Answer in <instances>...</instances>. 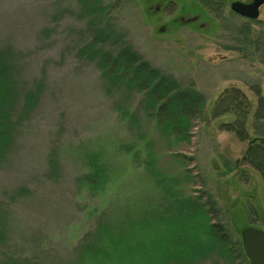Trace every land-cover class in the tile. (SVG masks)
Returning <instances> with one entry per match:
<instances>
[{
	"label": "rangeland",
	"instance_id": "1",
	"mask_svg": "<svg viewBox=\"0 0 264 264\" xmlns=\"http://www.w3.org/2000/svg\"><path fill=\"white\" fill-rule=\"evenodd\" d=\"M198 1L0 0V47L16 52L25 79L45 82L0 164V264H72L76 247L110 205L130 206L134 215L143 204L157 209L161 196L140 174L143 154L134 160L124 150L141 140L140 130L153 137L156 164L167 176L163 220L155 226L161 232L150 237L157 231L150 229L145 244L163 243L167 264H224L211 252L207 218L176 202L202 197L209 223L224 225L233 244L250 222L248 205L264 198L260 174L242 159L248 140L227 129L247 119L249 138L264 134V119L254 114L255 94L264 97V6L249 21L230 12L232 0ZM198 3L209 28L163 32L169 18ZM93 41L114 54L129 46L162 75L201 93L204 108L184 141L162 139L143 121L145 92L110 87L92 55ZM231 85L249 106H233L232 89L219 97ZM125 107L142 119L140 127L128 131L120 122ZM87 152L101 154L114 172L104 192L78 184ZM185 233L192 237L188 246L180 240Z\"/></svg>",
	"mask_w": 264,
	"mask_h": 264
},
{
	"label": "trees",
	"instance_id": "2",
	"mask_svg": "<svg viewBox=\"0 0 264 264\" xmlns=\"http://www.w3.org/2000/svg\"><path fill=\"white\" fill-rule=\"evenodd\" d=\"M96 46H99L96 45V41L90 45V49L93 50L92 55L96 58L98 69L110 87L119 84L129 92L132 89L145 92L143 121L150 123L153 131H156L162 139L163 137L169 139L171 136L178 141L186 139L193 120L201 115L205 105L201 93L192 87L182 88L174 79L162 75L143 61L129 46L122 48L119 54ZM44 89V79L30 81L23 77L13 49L0 47V164L14 146L17 127H20L25 118L32 115ZM230 89L232 91L229 94V101L233 106L239 102L247 103L248 106L251 104L244 93L232 85L219 97ZM255 96V118L264 119V97L256 94ZM119 120L128 131H131V126L140 127L142 119L134 113L131 114L129 108L125 107ZM236 121H238L236 126L231 125L232 127L228 126L227 129L234 131L241 140H248L242 159L260 174L264 193V134L249 138L245 125L247 119ZM138 133L141 140L137 144L124 146V150L134 160L139 159L140 154H143V159H140L142 163L140 174L145 181L154 186V192H158L161 196L157 201L158 208L151 210V207L143 204L139 213L134 215L129 210L130 206L110 205L111 208L99 217L94 230L87 233L76 247L72 264H167L163 262V243H154L152 240L148 245L144 240L146 233L163 220V212H158L163 207L164 180L167 176L156 164L158 153L153 146V137L141 130ZM82 163L84 171L79 175L78 184L92 194L104 192L113 182L114 174L107 160L101 154L87 152L82 157ZM167 193L171 197L174 196L172 191ZM182 197L185 199L177 200L181 201L176 202L180 204L177 206L186 208L183 203L193 206L200 212L204 222L207 218V228L206 222L203 228L214 244L211 252L217 254L224 264L236 263L238 259L250 264L244 255L240 236L238 242L232 244L224 225L209 223L207 201H203L200 196ZM252 197L254 199V196L250 198ZM248 215L250 222L247 226L241 227L238 234L240 235V231L249 226L264 231V198L256 204L248 205ZM155 228L157 231L151 232L150 237L153 233L156 235L161 232L157 227ZM180 240L188 246L187 241H191L192 237L185 233L180 236Z\"/></svg>",
	"mask_w": 264,
	"mask_h": 264
},
{
	"label": "water",
	"instance_id": "3",
	"mask_svg": "<svg viewBox=\"0 0 264 264\" xmlns=\"http://www.w3.org/2000/svg\"><path fill=\"white\" fill-rule=\"evenodd\" d=\"M261 6H264V0H252L250 3L234 1L230 9L242 17L257 19ZM239 236L244 255L249 263L264 264V231L255 227H245L240 231Z\"/></svg>",
	"mask_w": 264,
	"mask_h": 264
},
{
	"label": "flooded vegetation",
	"instance_id": "4",
	"mask_svg": "<svg viewBox=\"0 0 264 264\" xmlns=\"http://www.w3.org/2000/svg\"><path fill=\"white\" fill-rule=\"evenodd\" d=\"M167 1H168V3L175 2V4H177L176 0H163V3H166ZM179 1L181 2V0H179ZM209 1L210 0H208V2ZM234 1H240V2H243V3L252 2V0H232L229 3V9H230L231 3L234 2ZM200 3L203 4L204 1H200ZM200 3H198V6L196 5L195 7H191V8L185 7L184 8L185 11H182L181 14L173 15L171 18H169L170 21H169V23L165 24L166 25V29H163V32H174L175 28H177L178 26H194L195 25L197 30H202V29L209 28L210 27V23L209 22H205V21L202 20L203 10L201 9V4ZM222 4L223 3H216L215 6L222 7ZM230 12L236 17H240V18H243V19L249 20V21H251V20L255 21L254 19H249V18H246V17H242V16H240L238 14H235L234 12L231 11V9H230ZM258 18H259V16H258ZM258 18L256 20H258Z\"/></svg>",
	"mask_w": 264,
	"mask_h": 264
}]
</instances>
